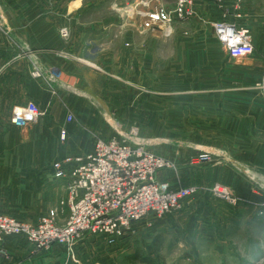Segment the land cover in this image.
I'll return each mask as SVG.
<instances>
[{
    "label": "rangeland",
    "instance_id": "374dc122",
    "mask_svg": "<svg viewBox=\"0 0 264 264\" xmlns=\"http://www.w3.org/2000/svg\"><path fill=\"white\" fill-rule=\"evenodd\" d=\"M231 1L237 5L233 20L248 29L254 45L248 58L237 61L264 71L259 58L264 45L255 47L256 37L261 41L264 33V0ZM160 6L170 9L173 0H0V36L8 33L3 29L5 20L16 17L4 15L7 7L25 10L19 16L29 22L37 9L39 15L30 23L49 25V30L30 37L28 45L17 40L13 46L21 54L18 67L24 85L37 80L44 91L38 102L41 117L29 131L9 126L11 111L6 105L0 109V210L30 222L51 213L56 207H51L53 187L58 182L53 176L54 162L74 153L67 152L70 145L84 146L97 138L117 137L132 145L143 144L148 152L173 163L172 169L161 170L159 178L175 187L194 189L181 210L155 220L150 217L152 225L140 224L124 245L89 239L72 253L64 246L35 251L23 240L13 239L7 241L12 245L10 255L2 259L0 254V263L2 259L6 264H144L125 258L140 249L152 255L155 264H264V141L252 122L238 117L242 104L256 98L264 102L263 97L253 89L247 94L238 90L245 84L235 68L244 66L241 62L230 59L220 66L196 62L198 57L226 55L210 39V0H194L192 15L184 21L174 20L176 30L169 36L157 28L145 31L151 38L152 56L150 91L144 94L142 86L148 81L143 80L146 63L138 55L142 38L136 34L142 32L138 13ZM115 18L130 30L118 33L113 41L95 36V42L87 43L94 39L96 25L104 21L110 25ZM85 30L89 39H84ZM20 33L27 35L28 31ZM172 38L177 39L176 46ZM4 50L0 47V52ZM64 60L76 62L80 72L89 75L86 72L73 82L66 80L59 70ZM3 61L0 57V77L9 67ZM52 65L56 69L49 68ZM207 65L212 73L207 72ZM229 65L230 73L224 74L222 69ZM33 72L39 76L33 77ZM245 76L248 79L249 74ZM223 85L237 90L227 94L206 91ZM247 85L254 87L252 80ZM257 87L263 88V83L258 82ZM0 98V102L18 99V105L34 100L11 92L0 93ZM53 100L64 105L59 116L51 108ZM57 116L60 130L74 128L70 141L67 133L61 139L51 127V135L31 136L35 125L42 120L55 124ZM42 125L47 128L46 122ZM21 153L23 157H19ZM216 182L227 186L228 195L213 192Z\"/></svg>",
    "mask_w": 264,
    "mask_h": 264
},
{
    "label": "built area",
    "instance_id": "2783aa9c",
    "mask_svg": "<svg viewBox=\"0 0 264 264\" xmlns=\"http://www.w3.org/2000/svg\"><path fill=\"white\" fill-rule=\"evenodd\" d=\"M193 1L173 0L170 9L160 6L139 12L140 30L157 28L169 36L174 20L184 21L192 15ZM212 26L228 58L243 60L253 53L254 45L246 27L222 21ZM63 35H67L65 30ZM31 75L38 77L39 73ZM11 115L13 127L29 131L41 117V110L36 102L28 100L15 106ZM59 135L64 139L66 131L61 129ZM172 167L169 159L148 152L143 144L132 145L117 137L95 139L91 151L67 154L54 162L53 176L61 182L64 195L51 213L30 222L0 210V254L8 256L5 244L13 239L23 240L35 251H48L55 246L71 251L82 246L85 239L124 245L140 224L150 226L153 220L181 210L194 192L192 187H175L159 178L161 170ZM212 190L219 196L228 195L227 186L219 182ZM65 211L67 216L61 219Z\"/></svg>",
    "mask_w": 264,
    "mask_h": 264
},
{
    "label": "crops",
    "instance_id": "0c3cea01",
    "mask_svg": "<svg viewBox=\"0 0 264 264\" xmlns=\"http://www.w3.org/2000/svg\"><path fill=\"white\" fill-rule=\"evenodd\" d=\"M194 4L196 5L195 2H194ZM236 6L237 5H235V2H233L231 0H224V2L222 4H218V3L210 0V10H211L210 11V26H211L210 27V39H212L214 44L216 43L217 45H219L218 40L215 36V32L213 30L212 23H214V22L217 23V22H221V21L222 22H228V23H232L234 21L233 23H235V20H233L234 17H233L232 12H234L236 10ZM23 11H25V10L20 9V8H14V7L4 8V11H3L4 15H15L16 17L13 19H10V20L6 18L7 20H5L6 22H5L4 27H3V29L5 31H8V33H9V31H11L12 33H10L9 36L7 35L8 33L2 34L0 36V45H1L0 47L5 48L4 51L0 52V57H1V60L4 59V61H3L4 64H7V65L9 64V67L6 70L7 72L5 71L6 73H4L0 77V93L5 94L6 92H11L14 95H16L18 93V94L22 95V97H23V95H26L29 98H34V100L33 99H31V100H33L34 102L39 104L38 102L42 101V100H40L41 99L40 95L43 94L42 91H44V90H43V88H42V91L40 90L39 82L37 80L36 81L30 80V81H28V83L26 85H24L23 75H22V73L18 67V63H20L18 60H20L21 54L16 53L13 50V46L17 45V43H16L17 40H21L28 45V40L30 37L31 38L36 37V35L39 31L49 30V25L46 24V26L40 27L38 21L36 22V24L30 23L31 21L34 22L37 19V16L39 15L37 9L33 10L32 14H35V15H34V18L33 17L30 18V22H29V20L23 19L22 17L19 16ZM1 13H2V11H1ZM262 19H264V18H262ZM110 22H111L110 25L106 24V21L100 23L99 25H96V28H94V29H96L97 35L93 34L92 37H94V39L88 40L87 43H89L90 41L95 42L97 37H100L99 39L104 38L103 40H109L110 39L113 41V38L118 37V33L120 34L122 32H125L126 30H130L129 27L124 28V26L119 25V19L118 18H115V20L110 19ZM173 28L172 29H173V33H174V31L176 30V25H174ZM4 30H2V31L4 32ZM86 30H87V28H86ZM86 30L84 33V37H85L84 39H87V38L89 39L91 37V35L89 33V36H87ZM132 30L135 32L134 28ZM27 31H28L27 35L20 33V32H27ZM128 34H131V33H128ZM136 34L140 35V37H142L141 43L139 44L138 55L142 54V56H141L142 61L144 62V64L146 63V71L145 70L143 71V80L145 81V79H146V82L147 81L148 82L146 84H143L142 89H143L144 94L145 93L147 94V92L150 91V89H149L150 87H148L147 84L150 83L149 74L151 72L150 71V62H151V56H152V51H151L152 42H151V38H150L149 34H147V33L145 34V32H138ZM82 35H83V33H82ZM12 36H15L16 39L15 38L8 39L9 37H12ZM95 36H96V38H95ZM26 37H27V39H26ZM176 40H177L176 38H172L173 46H176V44H175ZM130 42H131V40H130ZM187 42L190 43V41H187ZM260 43L262 45H264V33L261 35V41H259L258 37H256V40H255L256 50H257V47ZM31 45H32V43H31ZM132 45H133L132 48H134L133 42H132ZM175 50L177 52L179 51L178 45H177ZM133 55L135 56V53H133ZM259 58L262 59L261 62L264 63V53L261 54V56ZM225 60L227 62H229L230 58H228V56H226V55L223 56V55L218 54L216 56L215 55L204 56L203 58L198 57L196 59V62H199L201 64L202 63H206V64L217 63L220 66L224 63ZM235 61H236V63L241 62V61L238 62L237 60H235ZM62 63H64L63 66H61ZM241 63L244 64V66L235 67V68L238 69L239 75L242 76V77H238L239 81L245 82V84L242 87H240L238 90L239 91L245 90L244 93L247 94L248 90L253 89L256 91L255 93L257 95H261L263 97L262 99L264 100V71L263 70L259 71L257 69L259 66L258 67L254 66L252 69V66H246L244 62H241ZM76 65H77L76 62H73L70 60L69 61L68 60L61 61V63H60L61 67H59V70H61V72L64 75L66 80L73 82L74 80H77V77L79 74H85L87 72V71L80 72L81 69L77 68ZM207 66H209V70L207 72L212 73V68L210 67V65H207ZM219 66H218V68H219ZM230 66L231 65H229L228 67L225 66L222 69L224 74L230 73V71H231ZM49 68L56 69V67L54 65L50 66ZM254 68H255V71H253ZM249 69H252V71L251 70L248 71ZM202 70H203V68H202ZM205 70L206 69H204V71ZM88 73L89 72H87V75H89ZM246 74H249L248 79H247V76H245ZM225 79L227 81H230L229 77H225ZM234 80H236V78ZM251 80H252V83L254 84V87H252V86L248 87V85H247L248 83H250ZM29 82H30V84H29ZM258 82L263 83V88L257 87ZM223 84H225V83H223ZM227 84H229V82H227ZM234 90H237V89H235V88L230 89V87L223 85V87L216 88L215 90L214 89H210V90L207 89L206 91L210 92V94H227V92H231ZM158 93L161 94V92H158ZM178 93L179 94H187V93H190V91H180ZM0 100H1V98H0ZM49 101H47V102H49ZM261 101L262 100H258L256 98L255 101H249V102H245L244 104H242V106L240 107V111H242V112H241V114H239L238 117H241L242 119H245L246 121H249V123L252 122V123H250V125H253L255 127V133L256 134L260 133L261 134V141H264V137H263L264 136V102H261ZM25 102H23V104ZM51 102H52L51 108H53L55 111H58V116L61 115L62 114L61 111H62V108L64 105L59 103L58 100L55 101L56 103H53L54 100ZM19 103H21V102L18 101V99H16V100L11 99V100H7V101H5L3 99L0 102V104H2V106H0V109L4 110L5 105H6V107H8V110H10L12 112V109L16 105H18ZM57 103H59L60 105ZM58 116L56 117V123L55 124L51 123L52 120H51L50 124H48L47 121L42 120L41 124L35 125L31 131V136L32 137L34 136V138H39V137L43 136L44 132H47V135L48 134L51 135V132H49V130H48L49 127H51L50 129L55 130V132H57V134L59 135V130L61 128V122L59 121ZM52 117L53 116H51V118ZM44 122H46L47 128L42 125V124H44ZM9 126L12 127L11 124ZM57 129H58V131H57ZM65 130H66V133L68 134L67 140L70 141L73 134H75V130H74V128L69 127V126H67V128ZM6 136H9V134H6ZM16 137H17V134H16L15 138ZM19 141L21 142L20 139H19ZM37 142H39V139H37ZM87 142H88V144L85 143L84 146L70 145L67 152L68 153L69 152L77 153L76 151H86V152L91 151L93 148L94 141L92 140V142H91L90 140H87ZM19 157H23V154L22 153L19 154ZM255 159H256V165H259V162H258L259 158L255 156ZM50 180L53 183H55L53 178ZM56 180H58V179H56ZM58 192H60L59 196L63 197L64 192L61 188V182L59 180H58V182H56L54 184V187H53V192H52V197H51V202H52L51 207H53L54 205H57L56 203L58 202V199L61 198V197H57ZM87 240H89V239H85L83 241V244H85ZM5 245H6L5 247L7 249V252L10 255L8 247H10L12 245H8V243H6ZM53 255H54V253H52V256ZM3 258L4 257L2 256V259ZM2 259H1L0 264H6L7 262L3 261Z\"/></svg>",
    "mask_w": 264,
    "mask_h": 264
},
{
    "label": "trees",
    "instance_id": "16d2710c",
    "mask_svg": "<svg viewBox=\"0 0 264 264\" xmlns=\"http://www.w3.org/2000/svg\"><path fill=\"white\" fill-rule=\"evenodd\" d=\"M126 259H131L132 261L138 260L143 262L144 264H155V260L153 256L146 254L145 252L141 251L140 249H136L133 253L128 254L125 256Z\"/></svg>",
    "mask_w": 264,
    "mask_h": 264
}]
</instances>
